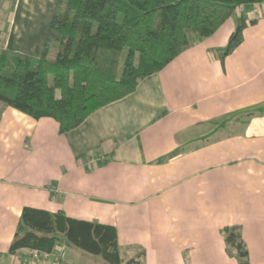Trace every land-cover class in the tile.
<instances>
[{
    "label": "crops",
    "instance_id": "obj_1",
    "mask_svg": "<svg viewBox=\"0 0 264 264\" xmlns=\"http://www.w3.org/2000/svg\"><path fill=\"white\" fill-rule=\"evenodd\" d=\"M55 1L0 0V48L39 56ZM242 14V41L221 59ZM24 206L112 224L123 260L143 252L144 264H235L220 230L239 225L264 264V2L65 133L1 107L0 264H101L63 244L9 254Z\"/></svg>",
    "mask_w": 264,
    "mask_h": 264
},
{
    "label": "trees",
    "instance_id": "obj_2",
    "mask_svg": "<svg viewBox=\"0 0 264 264\" xmlns=\"http://www.w3.org/2000/svg\"><path fill=\"white\" fill-rule=\"evenodd\" d=\"M262 2L56 0L39 56L0 48V110L10 105L34 119L53 118L59 133L70 131L95 110L133 92L141 79L161 70L195 37L211 35L237 7ZM245 25L242 14L221 59L242 41ZM221 232L227 254L231 248L241 264H249L241 227L225 226ZM60 244L101 264H144L143 252L123 260L112 224L31 206L21 210L8 253L25 249L30 255L49 254Z\"/></svg>",
    "mask_w": 264,
    "mask_h": 264
},
{
    "label": "rangeland",
    "instance_id": "obj_3",
    "mask_svg": "<svg viewBox=\"0 0 264 264\" xmlns=\"http://www.w3.org/2000/svg\"><path fill=\"white\" fill-rule=\"evenodd\" d=\"M263 3V2H262ZM243 9V8H242ZM241 9V11H243ZM228 226H232V225H228ZM225 227V226H224ZM223 227V228H224ZM223 228H221V229H223ZM220 233L222 234V232H221V230H220ZM223 235V234H222ZM228 252H229V258H231V259H233L234 261V263L235 264H241V261H242V259L239 257V256H237L236 255V251L235 250H233V249H231L230 248V250H228ZM231 252V253H230ZM248 257V261H249V264H256V262L253 260V259H251L250 257H249V255L247 256Z\"/></svg>",
    "mask_w": 264,
    "mask_h": 264
},
{
    "label": "built area",
    "instance_id": "obj_4",
    "mask_svg": "<svg viewBox=\"0 0 264 264\" xmlns=\"http://www.w3.org/2000/svg\"><path fill=\"white\" fill-rule=\"evenodd\" d=\"M240 7V9H242V7L241 6H239ZM40 252L39 251H32L31 252V255H30V258H38L39 256H40ZM26 260V259H25Z\"/></svg>",
    "mask_w": 264,
    "mask_h": 264
}]
</instances>
